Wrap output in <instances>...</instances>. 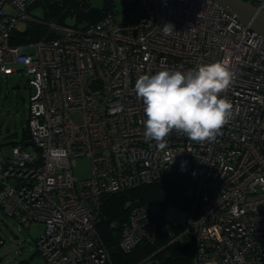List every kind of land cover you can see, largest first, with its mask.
<instances>
[{"label": "built area", "instance_id": "2783aa9c", "mask_svg": "<svg viewBox=\"0 0 264 264\" xmlns=\"http://www.w3.org/2000/svg\"><path fill=\"white\" fill-rule=\"evenodd\" d=\"M35 1L0 0V75L24 70L29 87L28 137L0 151V208L24 227L43 223L36 247L47 263L108 261L95 228L103 196L183 173L193 180V204L182 232L173 235L163 213L138 204L119 246L162 230L194 240L193 264H264V35L213 0H139L135 21L117 22L110 11L82 26L41 20L30 13ZM245 1L264 12V0ZM18 20L46 31L11 43ZM215 60L233 73L222 93L231 117L213 141L173 130L158 150L143 136L135 80ZM78 157L89 159L87 176L74 172Z\"/></svg>", "mask_w": 264, "mask_h": 264}, {"label": "trees", "instance_id": "16d2710c", "mask_svg": "<svg viewBox=\"0 0 264 264\" xmlns=\"http://www.w3.org/2000/svg\"><path fill=\"white\" fill-rule=\"evenodd\" d=\"M112 2L116 1L102 0L101 5L96 6L90 0H36L31 7H41V20L82 26L93 23L110 12ZM45 31L46 27L42 23L30 21L24 30L15 28L12 31L10 42L17 44L35 40L43 36ZM24 132L25 135L19 142L28 137L27 127ZM9 143L12 145L15 142ZM192 184L190 175L178 173L104 195L95 217V228L109 253V260L103 264H144L150 259L152 264H193L194 240L190 237L181 240L184 235L173 239L169 232L157 230L153 240L139 239L128 250L119 246L131 207L138 204L149 207L156 205L159 212L164 214L166 206L173 205L188 213L193 204V196L189 193ZM167 219L171 221L172 234H180L184 224Z\"/></svg>", "mask_w": 264, "mask_h": 264}, {"label": "clouds", "instance_id": "9594fccd", "mask_svg": "<svg viewBox=\"0 0 264 264\" xmlns=\"http://www.w3.org/2000/svg\"><path fill=\"white\" fill-rule=\"evenodd\" d=\"M173 27L165 23L162 31L170 34ZM232 79L230 67L222 60L183 72L164 67L155 74H140L134 90L143 103L145 140H154L156 148L164 150L166 138L175 130L194 142L213 141L233 112L232 102L222 95ZM208 264L217 262L213 258Z\"/></svg>", "mask_w": 264, "mask_h": 264}, {"label": "rangeland", "instance_id": "374dc122", "mask_svg": "<svg viewBox=\"0 0 264 264\" xmlns=\"http://www.w3.org/2000/svg\"><path fill=\"white\" fill-rule=\"evenodd\" d=\"M90 3L100 6L102 0H90ZM110 10L114 13L117 22L135 21L144 12L139 5V0H119L112 2ZM4 9L10 11L5 5ZM32 15L42 17L41 7L30 8ZM28 21L18 20L15 27L24 30ZM27 73L0 75V151L9 152L12 142H19L23 139L27 126L29 87ZM30 149V147H28ZM74 172L77 176L89 174L90 163L87 157L75 159ZM193 186L189 193L192 194ZM151 210L158 211L156 205H151ZM167 218L184 223L187 218V211L173 205L164 209ZM43 223L32 220L28 227L22 226L16 217L6 214L0 208V264H47L44 257L36 250V241L43 230ZM184 235L181 240H187Z\"/></svg>", "mask_w": 264, "mask_h": 264}, {"label": "water", "instance_id": "95a60500", "mask_svg": "<svg viewBox=\"0 0 264 264\" xmlns=\"http://www.w3.org/2000/svg\"><path fill=\"white\" fill-rule=\"evenodd\" d=\"M221 8L233 14L239 21L248 25L251 30L264 35V12L245 0H213ZM144 264H152L147 260Z\"/></svg>", "mask_w": 264, "mask_h": 264}, {"label": "crops", "instance_id": "0c3cea01", "mask_svg": "<svg viewBox=\"0 0 264 264\" xmlns=\"http://www.w3.org/2000/svg\"><path fill=\"white\" fill-rule=\"evenodd\" d=\"M13 74V73H12ZM11 75V74H10ZM9 76V75H8Z\"/></svg>", "mask_w": 264, "mask_h": 264}]
</instances>
